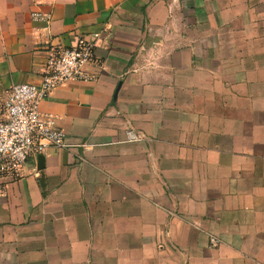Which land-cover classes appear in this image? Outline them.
I'll list each match as a JSON object with an SVG mask.
<instances>
[{"label": "crops", "instance_id": "crops-1", "mask_svg": "<svg viewBox=\"0 0 264 264\" xmlns=\"http://www.w3.org/2000/svg\"><path fill=\"white\" fill-rule=\"evenodd\" d=\"M93 33V78L39 105L71 146L0 194V264H264V0H0V104Z\"/></svg>", "mask_w": 264, "mask_h": 264}, {"label": "built area", "instance_id": "built-area-1", "mask_svg": "<svg viewBox=\"0 0 264 264\" xmlns=\"http://www.w3.org/2000/svg\"><path fill=\"white\" fill-rule=\"evenodd\" d=\"M31 19L49 24L50 14L34 10ZM100 37L93 33L81 37L75 46L53 45L47 50L46 61L38 84H13L0 104V194L10 182L19 180L27 161L48 147L68 148L65 133L52 115L39 110L40 102L55 88L68 82L89 81L93 77L87 68L97 64L96 46ZM137 136L129 130L127 140ZM216 243L217 240L212 238Z\"/></svg>", "mask_w": 264, "mask_h": 264}, {"label": "water", "instance_id": "water-1", "mask_svg": "<svg viewBox=\"0 0 264 264\" xmlns=\"http://www.w3.org/2000/svg\"><path fill=\"white\" fill-rule=\"evenodd\" d=\"M38 159H39V162L41 163V161L43 160V156L40 154L38 155ZM41 168V165H38V169Z\"/></svg>", "mask_w": 264, "mask_h": 264}]
</instances>
